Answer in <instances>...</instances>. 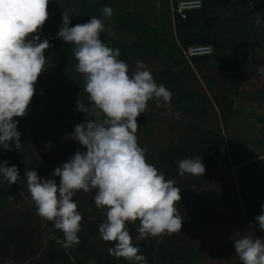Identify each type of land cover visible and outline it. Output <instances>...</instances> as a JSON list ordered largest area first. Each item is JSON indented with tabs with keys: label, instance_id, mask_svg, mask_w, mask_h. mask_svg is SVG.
<instances>
[{
	"label": "trees",
	"instance_id": "obj_1",
	"mask_svg": "<svg viewBox=\"0 0 264 264\" xmlns=\"http://www.w3.org/2000/svg\"><path fill=\"white\" fill-rule=\"evenodd\" d=\"M178 1L165 0L161 16L152 19L144 11V0L130 6L119 0H49V17L39 32L41 41L48 39L51 45L45 51L46 69L35 84L28 114L15 118L21 133L20 149L14 142H9L11 151L0 146V162L17 166L22 181H26V169H35L41 178H52L59 184L60 178L52 176L54 169L78 150L85 151L78 142L65 139L75 125L85 122L86 114L77 110V101L81 98L87 104L88 96L76 71L74 45L58 39L57 33L63 12L70 16L69 26H75L93 16L101 19L107 5L113 15L109 28L101 33L103 42L119 49V59L128 64L130 72L135 71L137 61H142L156 83L172 94L170 107L149 101L146 112L137 119L138 143L147 149V161L166 179L175 181L182 200L188 179L194 175L180 176L177 162L199 156L206 171L194 177L210 181L206 215L222 206L235 207L241 228L253 230L264 239V230L255 219L264 212V171L254 168L264 163V157L248 162L250 159L238 158L231 151L229 158L226 144V136L233 129L232 114L241 112L235 100L241 94L244 76L251 59L264 50V0H200V7L186 11L183 18L172 12ZM57 8L62 13L58 14ZM201 45L210 46L211 53L184 56L188 47ZM257 98L264 103V82ZM156 111L173 118V127L180 131L176 139L153 152L144 137L150 133V118L158 115ZM210 117L211 124H206ZM258 120L264 125L262 116ZM221 166L234 167L235 181L218 176ZM94 195V191L82 190L75 194L73 199L83 217L79 243L65 247L63 233L36 214L26 182L10 185L0 177V264H129L109 255L107 250L114 244L100 237L99 225L106 217L103 209L96 208ZM128 227L147 264H193L201 258L197 247L175 256L165 255L157 250L158 237L136 241L138 224ZM232 264L242 262L237 257Z\"/></svg>",
	"mask_w": 264,
	"mask_h": 264
},
{
	"label": "clouds",
	"instance_id": "obj_2",
	"mask_svg": "<svg viewBox=\"0 0 264 264\" xmlns=\"http://www.w3.org/2000/svg\"><path fill=\"white\" fill-rule=\"evenodd\" d=\"M48 5L49 0H0V146L5 151L12 150L9 142L20 149L15 118L28 114L35 84L46 69L45 51L51 45L48 39L41 41L39 32L49 17ZM102 15L110 18L112 8L106 5ZM62 20L57 38L74 45L76 71L88 96L87 104L81 98L77 101V110L86 114L85 122L75 125L65 139L78 142L85 151L78 150L54 169L52 176L60 178L59 184L41 178L35 169H26V181H22L17 166H8L7 161L0 162V177L10 185L26 182L36 214L63 233L65 247L79 243L83 217L75 194L94 191L95 206L106 217L99 225L100 237L114 244L107 250L109 255L129 264H147L128 225L138 224L135 240L141 241L180 233L183 218L176 208L181 190L147 161V149L138 143L137 119L149 101L170 107L172 94L156 83L142 61L129 71L119 59V49L101 39L102 19L93 16L86 23L69 26L70 16L63 12ZM260 22L257 16L256 23ZM256 71L264 78V65ZM177 163L182 177L203 176L206 171L199 156ZM255 219L264 230V212ZM234 248L242 264H264V239L243 235L234 239Z\"/></svg>",
	"mask_w": 264,
	"mask_h": 264
},
{
	"label": "rangeland",
	"instance_id": "obj_3",
	"mask_svg": "<svg viewBox=\"0 0 264 264\" xmlns=\"http://www.w3.org/2000/svg\"><path fill=\"white\" fill-rule=\"evenodd\" d=\"M119 1L124 4L128 2V6L136 3V0ZM164 1L144 0L143 7L147 16L152 19L157 18L158 15L161 16ZM101 19L105 27L109 28L111 19L102 14ZM260 65H264V50H260L258 57L251 59L240 87L241 94L235 100L236 107L241 108V112L232 114L233 129L229 136H226L229 158L231 151L238 158L250 159L248 162L264 157V155L260 156L264 153V125L258 120V116L264 118V103L259 102L257 98V92L264 82V78L256 71ZM156 114L158 115L154 119L150 118V133L144 137V142L153 152L163 147L169 140L176 139L180 131L173 127L174 119L168 118L165 112L156 111ZM211 120H213L212 117L205 123L211 124ZM254 168L264 171V163L261 162ZM233 171V166L231 168L221 166L217 173L221 179L230 180L232 177L235 181ZM209 189L208 179L189 177L187 194L184 199L176 203V208L183 218L181 232L159 236L157 245L159 252L175 256L191 247H197L201 251V258L193 264H232V260L238 257L234 248L235 238L248 235L263 239V236L257 232L244 231L241 228L235 207L222 206L214 209L210 216L206 215V196Z\"/></svg>",
	"mask_w": 264,
	"mask_h": 264
},
{
	"label": "built area",
	"instance_id": "obj_4",
	"mask_svg": "<svg viewBox=\"0 0 264 264\" xmlns=\"http://www.w3.org/2000/svg\"><path fill=\"white\" fill-rule=\"evenodd\" d=\"M201 1L200 0H179L175 7H172V12H176L180 15V17H185V13L188 10L196 9L200 7ZM210 46H190L186 50L183 51V54L186 58L191 56L203 55L208 54L206 49ZM211 48V47H210Z\"/></svg>",
	"mask_w": 264,
	"mask_h": 264
},
{
	"label": "crops",
	"instance_id": "obj_5",
	"mask_svg": "<svg viewBox=\"0 0 264 264\" xmlns=\"http://www.w3.org/2000/svg\"><path fill=\"white\" fill-rule=\"evenodd\" d=\"M59 4V3H58ZM63 10H60V8H57V13L60 14L62 13Z\"/></svg>",
	"mask_w": 264,
	"mask_h": 264
}]
</instances>
